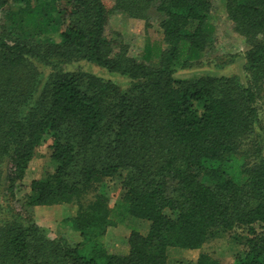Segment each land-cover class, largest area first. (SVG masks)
Returning <instances> with one entry per match:
<instances>
[{
	"label": "trees",
	"instance_id": "1",
	"mask_svg": "<svg viewBox=\"0 0 264 264\" xmlns=\"http://www.w3.org/2000/svg\"><path fill=\"white\" fill-rule=\"evenodd\" d=\"M247 50V85L234 77L178 79L213 51L214 0H0V264H169L167 251H195L229 238L232 264H264V156L256 134L264 102V0H220ZM149 21L160 40L140 59L107 34L111 14ZM57 34L58 41L50 35ZM84 61L128 88L63 66ZM50 70L47 78L35 66ZM257 138L259 140H257ZM50 172L16 197L36 150ZM121 189L108 207V184ZM2 202V203H1ZM72 205L80 241L49 239L35 207ZM127 217L124 255L103 236ZM195 264H219L200 253Z\"/></svg>",
	"mask_w": 264,
	"mask_h": 264
},
{
	"label": "rangeland",
	"instance_id": "2",
	"mask_svg": "<svg viewBox=\"0 0 264 264\" xmlns=\"http://www.w3.org/2000/svg\"><path fill=\"white\" fill-rule=\"evenodd\" d=\"M107 8L113 5L114 0H103ZM15 7L4 8L0 12V27L5 23L6 15L14 12ZM211 23L215 27V45L213 51L202 61L189 69L180 70L174 74L178 79H189L198 76L209 77H234L242 86L247 85V77L244 71V54L247 46L242 39L232 31L231 22L228 20L220 0H214V10L210 17ZM157 18L152 15L149 21H138L128 18L122 14H111L107 25V34L113 36L118 34L120 42L124 44L133 58L140 59L143 47L147 41L153 42L160 40V34L157 26ZM50 37L58 41L57 34ZM37 69L42 73L43 79L47 78L50 70L47 66L34 62ZM65 72H83L103 80L116 84L121 90L128 88V80L125 78L108 74L100 67L84 62L76 61L63 66ZM260 124L256 134L259 136L263 146L264 156V102L258 103ZM257 138V140H259ZM50 142H44L36 150L28 170L23 179V186L17 193L20 197L27 193L26 187L29 182L40 178L44 173L50 172L53 165L48 160V146ZM107 195L109 198L108 207L114 209L119 202L121 189L117 182L108 184ZM2 203V202H1ZM75 213V207L72 205H58L51 207H35L31 210V220L37 226L42 228L49 239H62L70 244L80 241L79 234L72 228L70 220ZM114 211L111 219L116 222L113 227H109L103 236V246L109 254L124 255L128 251L127 239L132 231H137L144 235L148 229V223L140 220H134L130 217L121 222ZM237 246L227 237H222L206 243L201 249L195 251H186L172 248L167 251L169 264H195L200 253H206L219 264H232Z\"/></svg>",
	"mask_w": 264,
	"mask_h": 264
},
{
	"label": "crops",
	"instance_id": "3",
	"mask_svg": "<svg viewBox=\"0 0 264 264\" xmlns=\"http://www.w3.org/2000/svg\"><path fill=\"white\" fill-rule=\"evenodd\" d=\"M172 250V249H169V251ZM168 255V254H167Z\"/></svg>",
	"mask_w": 264,
	"mask_h": 264
}]
</instances>
